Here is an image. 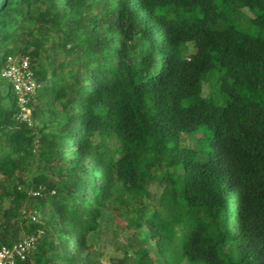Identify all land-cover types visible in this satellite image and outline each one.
Here are the masks:
<instances>
[{"label":"trees","instance_id":"1","mask_svg":"<svg viewBox=\"0 0 264 264\" xmlns=\"http://www.w3.org/2000/svg\"><path fill=\"white\" fill-rule=\"evenodd\" d=\"M105 210L141 243L112 264H264V0H0V245L103 264Z\"/></svg>","mask_w":264,"mask_h":264},{"label":"built area","instance_id":"2","mask_svg":"<svg viewBox=\"0 0 264 264\" xmlns=\"http://www.w3.org/2000/svg\"><path fill=\"white\" fill-rule=\"evenodd\" d=\"M3 76L9 79L18 96L19 106L21 108L20 118L29 124L34 122L31 100L35 97L40 86L37 81L29 56L11 57L3 69ZM40 190H30L31 195L40 194ZM36 219V216H33ZM44 230L39 229L37 232L25 235L12 245H0V264H19L20 259H25L28 252L34 247L38 238Z\"/></svg>","mask_w":264,"mask_h":264},{"label":"rangeland","instance_id":"3","mask_svg":"<svg viewBox=\"0 0 264 264\" xmlns=\"http://www.w3.org/2000/svg\"><path fill=\"white\" fill-rule=\"evenodd\" d=\"M5 82L7 84L9 80L5 79ZM185 141L189 145L195 144L194 140L187 136ZM28 207V205L25 206V208ZM127 220H130V217L105 210L99 229L92 233V242L102 252L103 264H112L116 259L124 257L127 252L132 253L141 245L136 232L128 225ZM0 221H2L1 218ZM25 235H27L25 228L22 227L15 242Z\"/></svg>","mask_w":264,"mask_h":264}]
</instances>
